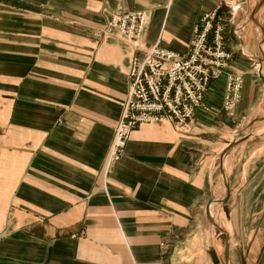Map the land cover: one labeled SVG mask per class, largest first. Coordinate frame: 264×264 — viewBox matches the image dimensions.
I'll list each match as a JSON object with an SVG mask.
<instances>
[{"label": "crops", "instance_id": "obj_1", "mask_svg": "<svg viewBox=\"0 0 264 264\" xmlns=\"http://www.w3.org/2000/svg\"><path fill=\"white\" fill-rule=\"evenodd\" d=\"M259 1L3 0L0 264H223L210 198L211 216L230 238L228 264H264V135L228 153L225 164L259 142L239 179L225 171V206L214 168L247 116L251 123L262 115L250 129L261 123L264 132L257 47L233 32L245 16L254 19ZM222 2L237 7L233 18L224 5L220 11L232 54L225 73L242 77L233 116L220 110L222 77L205 96L212 112L197 111L181 128L139 126L108 165L133 49L96 36L107 13L146 11L143 46L186 55L201 16Z\"/></svg>", "mask_w": 264, "mask_h": 264}, {"label": "built area", "instance_id": "obj_2", "mask_svg": "<svg viewBox=\"0 0 264 264\" xmlns=\"http://www.w3.org/2000/svg\"><path fill=\"white\" fill-rule=\"evenodd\" d=\"M2 3L0 0V7ZM223 5L232 17L231 2L207 10L194 27L186 55L159 46H143L146 11L107 13L105 24L96 36L118 38L133 49L126 99L114 129L108 165L121 159L132 131L139 126L168 122L181 128L194 122L197 111L212 112L213 107L206 103L205 96L211 83L222 77H225V90L220 110L233 116L240 99L242 77L225 73L232 54L225 46L227 19L220 14Z\"/></svg>", "mask_w": 264, "mask_h": 264}, {"label": "rangeland", "instance_id": "obj_3", "mask_svg": "<svg viewBox=\"0 0 264 264\" xmlns=\"http://www.w3.org/2000/svg\"><path fill=\"white\" fill-rule=\"evenodd\" d=\"M253 10L255 12V14L253 16L254 19L250 20V17L246 14L247 16H245L244 19H242L243 21H239L238 23L235 24V28H234L233 32H234V34L237 33L240 36V38L244 39L245 41H249L252 45L257 47V58L254 60H256L255 64L258 68L257 77H258L259 82L261 84L262 76L264 77V58H263V61L261 62V64L257 60L262 59V54L264 55V3L258 9L255 8ZM236 12H237V7H236V5H234V7L232 9V15H231L232 18L234 16H236ZM225 29H226V27H225ZM225 37H226V35L224 36V39H225ZM258 41H260V43H261V46H260L261 49L259 48V42ZM225 44H227V42H225ZM225 70H226V68H225ZM233 74H235V73H233ZM263 110H264V107H263ZM263 110H261V111L263 112ZM260 117H262V115H260ZM250 118H251V116H247L245 118L244 123L237 130H235L234 136L235 135L238 136L239 134L242 135L245 133L249 137L251 136V138L255 137V135L259 131V130L257 131L258 127L262 126L263 124L260 123V124H258V126L255 125V128H253V130H251L248 127V125H249L248 123L250 122L249 121ZM232 140H233V138H232ZM251 143L252 144L249 145V147L246 149L245 152H243V154L240 152L235 160H228L227 163L224 164V170L227 173H231V171L234 169V175L235 176L239 175L238 179L240 178V174L242 172V167L246 164L248 157L250 156V154L255 149V146L259 145L258 144L259 142L255 141V140L252 141ZM260 146H262V143L260 144ZM262 159H263V157H261L259 160H262ZM214 168L216 169V176L218 177V174L220 175L219 155L216 157V160L214 162ZM220 187L219 188L223 193L224 189H223L222 185ZM220 218H221V220H224L223 215H220ZM215 237L218 239L221 236L219 233H217V236H215Z\"/></svg>", "mask_w": 264, "mask_h": 264}, {"label": "water", "instance_id": "obj_4", "mask_svg": "<svg viewBox=\"0 0 264 264\" xmlns=\"http://www.w3.org/2000/svg\"><path fill=\"white\" fill-rule=\"evenodd\" d=\"M263 2H264V0H260L259 1L258 5H257V9L262 6ZM263 58H264V55L262 54V59H258V61H259L260 64L263 61ZM262 80L264 81V77L263 76H262ZM260 119L261 118H256L254 121H252L251 123H249L248 127L250 128L255 121H258ZM263 135H264V132H261L260 134L257 133L255 135V137H261ZM250 137L248 135L243 136V137H239V136H236L235 135L233 137V140L231 142H229L227 144V146L219 154L220 176H221V179H222V182H223V187H224V190H225V196H224L223 199L220 200V203H221L222 206H225V204L227 202V199L229 197V189H228V185H227V177H226L225 170H224V164H225V161H226V157H227L228 153L236 145H238L239 143L243 142L244 140H246L247 138H250ZM215 202H216L215 199H213V198H210L209 199L208 204H207V207H206V213H207V216H208L211 224L214 226V228L222 234L221 237H220V239L224 243V263L223 264H228L229 240H230V238H229V235L227 234V232H225L224 229L220 228L219 225L215 222V220H213V218L211 216L210 207ZM216 264H218V263H216ZM220 264H222V263H220Z\"/></svg>", "mask_w": 264, "mask_h": 264}, {"label": "bare ground", "instance_id": "obj_5", "mask_svg": "<svg viewBox=\"0 0 264 264\" xmlns=\"http://www.w3.org/2000/svg\"><path fill=\"white\" fill-rule=\"evenodd\" d=\"M216 194V193H215ZM218 215V214H217Z\"/></svg>", "mask_w": 264, "mask_h": 264}]
</instances>
